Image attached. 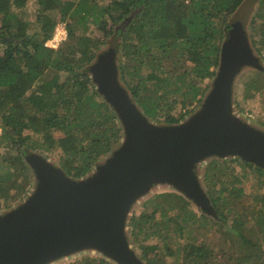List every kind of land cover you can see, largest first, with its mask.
<instances>
[{
  "label": "trees",
  "instance_id": "trees-1",
  "mask_svg": "<svg viewBox=\"0 0 264 264\" xmlns=\"http://www.w3.org/2000/svg\"><path fill=\"white\" fill-rule=\"evenodd\" d=\"M243 1L35 0L41 14L35 21L25 10L28 0H0V210L33 187L24 148L57 151L58 165L80 179L119 145L117 114L100 98L89 72L108 36L120 39L121 79L146 116L177 123L209 89L226 25ZM55 11L66 22L67 38L51 47L46 42L59 22ZM94 26L104 34L92 32ZM250 37L264 55V0ZM263 92L264 70L244 75L237 83L238 109L247 115L245 104ZM203 180L224 221L219 226L225 241L240 252L220 248L219 257L209 243H197L193 229L210 226L209 218L183 195L163 192L151 214L144 211L128 223L129 240L145 264H165L167 256L176 264H264V168L240 157L213 158ZM246 180H256L255 193ZM65 264L115 263L84 256Z\"/></svg>",
  "mask_w": 264,
  "mask_h": 264
},
{
  "label": "water",
  "instance_id": "water-1",
  "mask_svg": "<svg viewBox=\"0 0 264 264\" xmlns=\"http://www.w3.org/2000/svg\"><path fill=\"white\" fill-rule=\"evenodd\" d=\"M232 24L203 100L173 124L146 116L121 79L114 47L99 52L89 72L117 114L120 143L80 179L42 152L25 150L35 180L22 201L0 211V264H54L82 252L116 264H144L129 240L128 223L134 205L155 185H168L216 217L201 181L209 160L240 157L264 168V130L238 113L234 92L245 67L264 66L244 22Z\"/></svg>",
  "mask_w": 264,
  "mask_h": 264
},
{
  "label": "rangeland",
  "instance_id": "rangeland-1",
  "mask_svg": "<svg viewBox=\"0 0 264 264\" xmlns=\"http://www.w3.org/2000/svg\"><path fill=\"white\" fill-rule=\"evenodd\" d=\"M34 1L35 0H28V3L26 4L25 10H27L28 12V17L32 20H38V18L41 16V14L39 13V11L37 10L38 8L34 5ZM259 4V0H244L241 4V6L238 8V10H236V12L233 14V16L230 18L229 23L226 25V31L230 32L231 28L233 27V22L235 21H243L247 32L249 34V38L251 35V24H253V16L257 10ZM24 11V9H23ZM55 16L58 19V23H63L66 24L65 21H63L62 19H60V14L58 11H55ZM92 32H94L97 35H102L104 34L102 30H99L96 28V26L92 27L90 29ZM117 41H118V36L117 35H110L106 38V42L103 46V48H111L114 47L117 51V58H118V62L119 65L121 64L120 58H121V54H120V50L117 46ZM254 53L256 56H259L261 59V63L264 66V55L260 54L256 49H254ZM259 69H255L253 67H245L240 74L238 75V77L236 78V83L234 86V92H235V97H236V90H237V83L241 80V78L244 75H249L254 71H257ZM212 82V79L209 82V86L210 83ZM131 92V91H130ZM100 96V95H99ZM101 98V96H100ZM102 99V98H101ZM236 103V101H235ZM247 109L249 110L247 115L243 112H241L236 104V109L238 110V113L241 114L245 119L249 120L250 122H252L253 125H256L260 128H262L264 130V92L261 95H257L255 98H253L252 100H250L247 104H245ZM192 113V112H191ZM119 123V121H118ZM161 123V122H160ZM25 150L27 148H24ZM44 156H46L47 158H49L53 163H55L56 165H58V152L55 151V153H45L42 152ZM232 159V158H229ZM212 159L209 160V162ZM208 162V163H209ZM207 165V164H206ZM59 166V165H58ZM205 167H203V169L200 171L201 172V181L203 184V187L206 190V186L204 184V171H205ZM236 170L241 172L242 171V167L237 164L236 166ZM256 180L254 181V183L252 182V180L248 181L246 180L245 184H247L249 186V192L250 193H255V189H256V184H255ZM163 192H173V193H177L174 191V189H172L171 187H169L168 185L165 184H161V185H155L153 187V189L150 191V193H148L147 195H145L144 197H142L132 208V216L137 215L139 216L142 212H147L150 213L152 212L153 209V204L154 202H162V199H157L155 200V197L157 195H159L160 193ZM207 192V191H206ZM178 194V193H177ZM211 203L213 204V206L216 208V206L214 205V202L212 200V198L210 197L209 193H207ZM26 197V196H25ZM24 197V198H25ZM23 198V199H24ZM253 197H250L247 199V201H251ZM22 199V200H23ZM17 201L16 203H13L12 205H10L9 207L3 208L0 211H4L7 209H10L11 207H13L14 205H17L20 201ZM189 201V200H188ZM191 204V207L195 209V211L202 213L201 210L195 205L193 204L191 201H189ZM217 210V208H216ZM204 214V213H202ZM207 218H209V222H210V226H206L205 225H199L197 229H193L195 232H193L194 237L196 238V242L200 243L205 241L206 243H209L210 245L213 246V248H216L218 253H219V257H221L222 254V250H219L220 248L224 249V253H235V252H240L237 246H233L230 247L229 243H227L225 241V237L224 234L222 232V230L220 229V224H223L224 221L223 219L220 217L218 210H217V216L216 217H212L209 215L204 214ZM130 216V218L132 217ZM159 217V216H157ZM156 217V218H157ZM222 221V222H220ZM154 222V221H152ZM129 229V228H128ZM187 240L184 238L182 239V243H185ZM134 250L136 251L138 257L143 261V263L145 264V261L142 259V253L141 250L136 248L133 244H132ZM84 256H93V257H97V258H103L98 254H92V252H86V253H80L77 254L75 256L66 258V259H62L61 261H58L54 264H65L68 263L69 261H74L78 258H82ZM114 263V262H113ZM116 264V263H115ZM165 264H176L174 261V258L167 256L166 258V263Z\"/></svg>",
  "mask_w": 264,
  "mask_h": 264
},
{
  "label": "built area",
  "instance_id": "built-area-1",
  "mask_svg": "<svg viewBox=\"0 0 264 264\" xmlns=\"http://www.w3.org/2000/svg\"><path fill=\"white\" fill-rule=\"evenodd\" d=\"M66 30L67 32V29H66V26L65 24L63 23H58L55 27V30H54V33H53V36L51 37V39H49L47 42H46V45L47 46H51V47H57L60 45L61 42H63L65 40V37H64V31ZM67 38V37H66Z\"/></svg>",
  "mask_w": 264,
  "mask_h": 264
},
{
  "label": "clouds",
  "instance_id": "clouds-1",
  "mask_svg": "<svg viewBox=\"0 0 264 264\" xmlns=\"http://www.w3.org/2000/svg\"><path fill=\"white\" fill-rule=\"evenodd\" d=\"M64 37H65V39H66V37H67V32H66V30L64 31Z\"/></svg>",
  "mask_w": 264,
  "mask_h": 264
}]
</instances>
